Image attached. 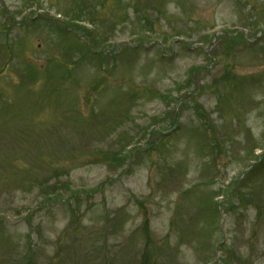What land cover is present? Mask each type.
I'll list each match as a JSON object with an SVG mask.
<instances>
[{"label": "rangeland", "instance_id": "1", "mask_svg": "<svg viewBox=\"0 0 264 264\" xmlns=\"http://www.w3.org/2000/svg\"><path fill=\"white\" fill-rule=\"evenodd\" d=\"M259 29L264 0H0V264H264Z\"/></svg>", "mask_w": 264, "mask_h": 264}, {"label": "bare ground", "instance_id": "2", "mask_svg": "<svg viewBox=\"0 0 264 264\" xmlns=\"http://www.w3.org/2000/svg\"><path fill=\"white\" fill-rule=\"evenodd\" d=\"M255 165H253V167H254Z\"/></svg>", "mask_w": 264, "mask_h": 264}]
</instances>
